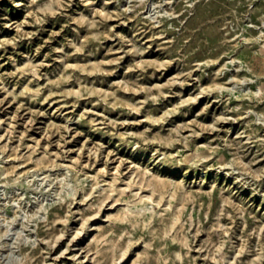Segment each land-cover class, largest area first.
I'll return each instance as SVG.
<instances>
[{
  "label": "rangeland",
  "instance_id": "obj_1",
  "mask_svg": "<svg viewBox=\"0 0 264 264\" xmlns=\"http://www.w3.org/2000/svg\"><path fill=\"white\" fill-rule=\"evenodd\" d=\"M0 264H264V0H0Z\"/></svg>",
  "mask_w": 264,
  "mask_h": 264
}]
</instances>
